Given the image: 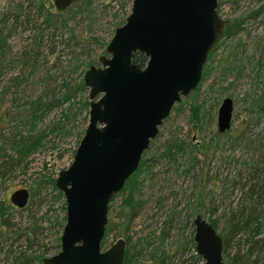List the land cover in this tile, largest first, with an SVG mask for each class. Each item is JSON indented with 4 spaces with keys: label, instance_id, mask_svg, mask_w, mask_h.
Masks as SVG:
<instances>
[{
    "label": "rangeland",
    "instance_id": "obj_1",
    "mask_svg": "<svg viewBox=\"0 0 264 264\" xmlns=\"http://www.w3.org/2000/svg\"><path fill=\"white\" fill-rule=\"evenodd\" d=\"M216 1L225 23L238 25L215 43L199 82L172 105L141 170L109 204L101 250L123 238L127 264H158V257L162 264H202L192 246L195 215L220 235L225 263L264 239V7L252 14L264 0ZM131 4L74 0L58 11L53 0H0V264H40L59 251L66 203L55 178L72 162L89 120L84 71L108 55ZM39 95L48 108L34 127L41 130L33 132L37 144L2 159L16 130L31 129L27 105ZM224 96L232 109L220 132L216 111ZM19 188L29 192L22 208L10 201ZM253 212L255 221L233 233L232 215Z\"/></svg>",
    "mask_w": 264,
    "mask_h": 264
},
{
    "label": "water",
    "instance_id": "obj_2",
    "mask_svg": "<svg viewBox=\"0 0 264 264\" xmlns=\"http://www.w3.org/2000/svg\"><path fill=\"white\" fill-rule=\"evenodd\" d=\"M72 1L53 0L58 11ZM216 3L132 0L125 22L108 41V55L84 71L89 120L72 162L55 178L66 203L60 249L40 264H123V238L101 250L109 204L137 170L171 106L199 82L208 52L223 35L225 19ZM137 51L146 55L145 64L133 60ZM231 109L230 97L224 96L216 111L218 131L229 127ZM28 198L25 188L10 195L18 208ZM192 225L202 264H225L222 240L212 225L199 215Z\"/></svg>",
    "mask_w": 264,
    "mask_h": 264
},
{
    "label": "trees",
    "instance_id": "obj_3",
    "mask_svg": "<svg viewBox=\"0 0 264 264\" xmlns=\"http://www.w3.org/2000/svg\"><path fill=\"white\" fill-rule=\"evenodd\" d=\"M264 7V5H260L257 6L253 11L252 14H255L258 10L262 9ZM26 18L28 20V23H30V17L28 16V12L25 14ZM15 18H18V16L14 15ZM238 25V22H226L224 25V29H223V33L224 34H230V29L233 26ZM217 44V43H216ZM213 45L214 46H216ZM213 47L211 49H213ZM208 52L209 53L211 52ZM27 52L25 51L23 55H26ZM25 58V60L27 59V56H23ZM133 60L137 63L140 64H145L147 57L143 52L137 51L134 56H133ZM45 89H48L47 87H44L43 90L45 91ZM48 93L49 91H47V93H45V96L48 97ZM42 95H39V97L36 100H31V102L27 105V109H29V114L28 115H33L30 118H26V121L29 122L31 129L29 130V132H27L26 134H23V132H21V129H17L16 130V134L15 135V140H14V148H12V150H10V153H4L3 154V158H7L9 156L12 155V151L14 153V151H17V153L20 154V156H24V153H22V150H28L31 149L32 147H34L37 144L38 141V134L35 135L36 132H40L41 130H38L37 128H34L36 124H38L41 120H43L44 118V109L48 108V105H45V101L42 100ZM34 106V107H31ZM45 106V108L43 107ZM195 110V109H192ZM37 112V113H36ZM33 119V120H32ZM35 119V120H34ZM35 132V133H33ZM38 136V137H37ZM31 143V144H30ZM180 145V143H179ZM1 149H0V154H1ZM167 153V157H171L172 153H170L169 150H166ZM2 155H0L1 158ZM143 158V155H142ZM142 158L139 162L138 168L137 170L129 177V179L126 181L128 182L131 178H133L134 176H137V173L141 170L142 166H143V161ZM126 184V183H125ZM129 204H131L129 202ZM135 207V206H134ZM131 210L133 211L134 209L131 208ZM135 215V213H133ZM255 214V212H253L250 216H245V217H241V216H234L232 215V218L234 219V223L235 225L233 226V233H237L238 231L243 230V228H248L249 225L251 223H253L255 221H252L253 219H251V217H253ZM253 215V216H252ZM255 218V217H254ZM255 230V228H254ZM194 246V243L193 245ZM222 249H225V243L222 242ZM155 257V256H154ZM158 264H162V259L160 257L157 258ZM129 260V253L128 250L125 249L124 252V262L123 264H127V261ZM225 263V262H224ZM225 264H264V239H257L254 242H251V244H249L248 249L245 251L244 254H234L233 257H231V259L226 262Z\"/></svg>",
    "mask_w": 264,
    "mask_h": 264
},
{
    "label": "flooded vegetation",
    "instance_id": "obj_4",
    "mask_svg": "<svg viewBox=\"0 0 264 264\" xmlns=\"http://www.w3.org/2000/svg\"><path fill=\"white\" fill-rule=\"evenodd\" d=\"M207 56H208V54H207ZM172 107V106H171ZM158 132V131H157Z\"/></svg>",
    "mask_w": 264,
    "mask_h": 264
},
{
    "label": "built area",
    "instance_id": "obj_5",
    "mask_svg": "<svg viewBox=\"0 0 264 264\" xmlns=\"http://www.w3.org/2000/svg\"><path fill=\"white\" fill-rule=\"evenodd\" d=\"M195 249V248H194ZM194 251V250H193ZM196 253V252H195Z\"/></svg>",
    "mask_w": 264,
    "mask_h": 264
}]
</instances>
